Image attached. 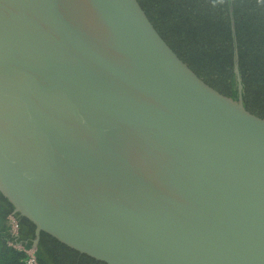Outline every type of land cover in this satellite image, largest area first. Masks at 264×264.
Segmentation results:
<instances>
[{
  "label": "water",
  "instance_id": "1",
  "mask_svg": "<svg viewBox=\"0 0 264 264\" xmlns=\"http://www.w3.org/2000/svg\"><path fill=\"white\" fill-rule=\"evenodd\" d=\"M232 11V9H231ZM138 0H0V193L106 264H264V118Z\"/></svg>",
  "mask_w": 264,
  "mask_h": 264
},
{
  "label": "trees",
  "instance_id": "2",
  "mask_svg": "<svg viewBox=\"0 0 264 264\" xmlns=\"http://www.w3.org/2000/svg\"><path fill=\"white\" fill-rule=\"evenodd\" d=\"M138 1L183 61L212 87L238 99L233 16L244 105L264 118V0ZM13 212V206L0 193V264H26L25 249L33 248L19 239L20 235L27 236L28 231L22 229V221ZM42 237L40 248L34 249L38 264H106L69 248L45 232Z\"/></svg>",
  "mask_w": 264,
  "mask_h": 264
},
{
  "label": "flooded vegetation",
  "instance_id": "3",
  "mask_svg": "<svg viewBox=\"0 0 264 264\" xmlns=\"http://www.w3.org/2000/svg\"><path fill=\"white\" fill-rule=\"evenodd\" d=\"M231 11V8H230ZM231 13V12H230ZM13 214H16L20 220L22 221V229H26L28 231L27 236L21 237L19 236V239L23 242L30 243L33 246V249L40 248L41 242L44 240V237H42V233H38L36 228H32L24 219L22 216H20L17 212H13Z\"/></svg>",
  "mask_w": 264,
  "mask_h": 264
},
{
  "label": "built area",
  "instance_id": "4",
  "mask_svg": "<svg viewBox=\"0 0 264 264\" xmlns=\"http://www.w3.org/2000/svg\"><path fill=\"white\" fill-rule=\"evenodd\" d=\"M13 228L16 230L17 229V224L14 222L13 223ZM26 253H27V260H26V264H38L37 263V258H36V254H35V250L32 249H25Z\"/></svg>",
  "mask_w": 264,
  "mask_h": 264
}]
</instances>
